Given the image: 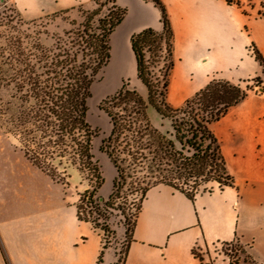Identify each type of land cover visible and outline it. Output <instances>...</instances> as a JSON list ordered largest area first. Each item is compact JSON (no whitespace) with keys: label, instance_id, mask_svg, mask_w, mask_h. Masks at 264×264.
Returning a JSON list of instances; mask_svg holds the SVG:
<instances>
[{"label":"trees","instance_id":"1","mask_svg":"<svg viewBox=\"0 0 264 264\" xmlns=\"http://www.w3.org/2000/svg\"><path fill=\"white\" fill-rule=\"evenodd\" d=\"M9 1L0 0V8L5 9H0V125L29 161L53 180L69 179L72 171L86 176L90 186L79 195L80 219L115 236L111 218L121 212L124 226L129 223L131 228L125 257L152 187L167 184L195 200L236 186L213 124L253 88L214 77L182 105H172L167 94L174 66V31L162 0L146 1L161 10L163 28L146 27L130 38L137 78L147 97L126 82L100 106L112 123L100 149L116 169L107 198L100 193L106 180L93 151L98 132L88 118L89 100L112 58L111 37L128 9L117 0H95L97 7L83 11V21H71L73 27L48 45L43 41L47 31L34 27L37 19L16 20L8 15ZM252 51L264 68L262 53L256 46ZM252 80L263 81L259 76ZM259 87L263 92L264 86ZM149 107L169 122L167 131L155 126ZM131 197L135 211L128 213ZM222 243L234 246L236 253L243 248L236 240ZM103 246L108 248L107 243ZM194 253L203 260L196 248ZM103 254L104 249L97 264L103 262Z\"/></svg>","mask_w":264,"mask_h":264},{"label":"crops","instance_id":"2","mask_svg":"<svg viewBox=\"0 0 264 264\" xmlns=\"http://www.w3.org/2000/svg\"><path fill=\"white\" fill-rule=\"evenodd\" d=\"M10 1L28 20L79 5L90 7L93 2ZM162 1L174 31L169 85V93L179 92L171 94L174 106L182 105L214 77L242 83L259 76L264 81V68L251 50V45L256 46L264 57V0ZM117 2L134 10L133 19L127 13L111 37L112 43L118 32L122 36L120 59H126L131 35L146 27L161 30L162 14L151 1ZM213 129L236 186L195 200L167 184L152 187L138 214L124 264H264V91L249 94ZM20 166L19 173H13L17 181L0 191L10 197L0 200V264H97L103 249L101 264H114L116 251L104 248L100 229L79 218L77 199L65 195L64 184L33 164ZM76 172L80 185L83 177ZM110 193L108 189L103 194ZM234 240L242 245L247 260L219 263L195 256L197 247Z\"/></svg>","mask_w":264,"mask_h":264},{"label":"rangeland","instance_id":"3","mask_svg":"<svg viewBox=\"0 0 264 264\" xmlns=\"http://www.w3.org/2000/svg\"><path fill=\"white\" fill-rule=\"evenodd\" d=\"M104 2L105 0H99ZM124 1V0H122ZM264 3V2H263ZM262 3V4H263ZM90 7H86L83 5H79L74 9H70L67 11H61L54 14L43 16L42 18L37 19L35 29H39L42 31H47V35L43 34V41L48 45H52L55 41V37L63 36L64 31L71 29L73 25L71 21L81 22L83 21V11H91L97 7V3L93 0ZM128 9V13L130 12V18L133 19V9L132 7L124 6ZM9 10L7 11L8 15H13L15 19L22 18V14L20 11L13 5L11 1L8 3ZM1 10H5L4 8H0ZM106 11V8L104 9ZM24 18V17H23ZM25 19V18H24ZM28 20V19H26ZM124 35L126 34L127 29H124ZM122 36L116 34L114 36V40H112L111 46L113 47L112 58L109 64L101 71L98 76L97 81L94 83L92 87V97L89 100V121L91 125L97 130V136L94 138V154L99 164L101 165L103 174L105 176V187L103 185L100 193L104 196L107 194L108 189L112 191V184L109 182L114 179L116 175V169L109 159L108 155L101 151L100 147L102 145V141L106 138L112 129V123L110 121L109 116L106 114L104 110L101 109L102 100L107 96L114 94L116 91L120 90L124 83L128 82V86L131 88H137L141 94L147 97V90L145 86L138 80L137 71H136V61L133 54L132 49L126 50L128 52V58L120 59L122 54L121 46L119 45V41H121ZM114 41V42H113ZM251 50H253V46L251 45ZM264 81L257 82L256 80H248L243 81V85H249L253 88L250 94L260 93V86H264ZM260 90V92H258ZM171 93L167 94V99H169L172 105H176V101L174 99L172 101L171 94H179L176 90L170 91ZM170 95V96H169ZM149 116L155 126L159 127L162 131H167L169 127V122L163 120L161 116L156 112L155 109L149 107L148 109ZM220 124V125H219ZM217 130L221 127V123L216 124ZM17 141L15 138L6 132V130L0 125V191L5 186H12L17 178H15L13 173L17 172L22 167L24 163L31 165L32 163L25 156L23 151L17 146ZM225 145H227V141H225ZM31 163V164H30ZM15 171V172H14ZM76 171H72V175L69 179L61 180L65 187V195L66 196H75L77 199V203H79L80 193L85 191L84 186H90V181L86 178V176L82 175L83 183L79 185V179L77 178ZM233 173V172H232ZM45 177H47L45 175ZM236 179V177H235ZM237 181V180H236ZM110 187V188H109ZM104 188V190H103ZM261 190V189H260ZM249 186L246 185V197L249 198ZM110 195V194H109ZM261 197V193L257 194ZM242 196V194L240 195ZM105 197V196H104ZM108 197V196H107ZM106 197V198H107ZM10 199V197L3 196L0 193L1 199ZM133 197L130 198L127 204V212H134L135 208L132 206ZM83 206L86 207L84 204ZM117 215L111 218V224L113 229H115V236L105 232L103 229H100L103 232L104 244L107 243L108 248L115 250L117 253V260L114 264H123L125 258V252L127 249V244L131 237V228L129 223L124 226V217L121 212L117 211ZM103 244V245H104ZM237 248V247H236ZM197 253L207 261L212 262H230L232 260L235 261L234 255L237 254L239 256V260L247 259V256L242 248L241 251L236 253L235 247L231 245H226L223 243L203 245L196 248ZM231 258V259H230Z\"/></svg>","mask_w":264,"mask_h":264},{"label":"built area","instance_id":"4","mask_svg":"<svg viewBox=\"0 0 264 264\" xmlns=\"http://www.w3.org/2000/svg\"><path fill=\"white\" fill-rule=\"evenodd\" d=\"M231 246H232V245H231ZM232 258H235V261H236V260L239 259L240 257H239V256L237 257V256L234 255V257H232ZM230 259H231V258H230ZM231 262H232V260H231L230 262H228V263H231ZM233 262H234V261H233Z\"/></svg>","mask_w":264,"mask_h":264}]
</instances>
